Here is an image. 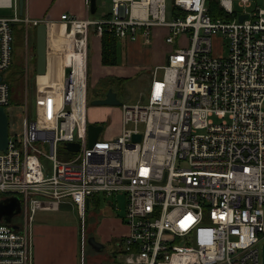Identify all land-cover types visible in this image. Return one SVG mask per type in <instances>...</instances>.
Masks as SVG:
<instances>
[{"label": "built area", "instance_id": "obj_1", "mask_svg": "<svg viewBox=\"0 0 264 264\" xmlns=\"http://www.w3.org/2000/svg\"><path fill=\"white\" fill-rule=\"evenodd\" d=\"M110 1L102 18L60 15L65 45L49 54L61 76L54 85L36 73L37 113L0 149V200L17 196L21 205L17 228L0 220V264H31L38 209L68 199L83 219L86 199L99 192L125 198L118 264H264V2L250 10L252 0H217L212 16L207 0H169L168 19V0ZM20 21L29 20L0 15L4 108L11 88L3 72ZM90 26L99 37L177 44L152 70L146 100L117 105V129L100 137L102 126L91 144ZM213 40L223 53H214ZM70 141L76 156L57 158L58 145Z\"/></svg>", "mask_w": 264, "mask_h": 264}, {"label": "rangeland", "instance_id": "obj_2", "mask_svg": "<svg viewBox=\"0 0 264 264\" xmlns=\"http://www.w3.org/2000/svg\"><path fill=\"white\" fill-rule=\"evenodd\" d=\"M234 4L236 0H233ZM97 10L95 14L91 13V17L100 18L104 13L108 14L111 11L112 5L110 0H97ZM264 0H252V5L249 9H253L256 5H262ZM238 11L240 7L235 6ZM10 10H0V13L9 14ZM167 18L169 17V0L167 8ZM92 27V26H90ZM93 28V27H92ZM69 30V28L67 27ZM156 36V35H155ZM187 37V34H186ZM120 39V38H119ZM177 39V38H176ZM22 42V44H21ZM18 45L19 47L14 49L13 61H15V54L18 53L16 63L22 64L25 52L32 48L35 43V36L29 27L27 40L23 38ZM93 30L89 29L88 34V46H87V92H88V103H87V119L88 121H98L102 126V132L99 135H109V132H113L117 129L119 124V108L117 105H103V104H91L90 100L98 93V90L102 84L103 80H97V74L99 73L100 63L98 61V44ZM122 40L117 43V64L125 65L128 67V79L124 80L121 84L111 81L109 86L116 91L121 102H135L137 100L145 101L148 89V84L151 79V72L156 67V63L166 64L168 50L172 46L177 44H169L164 41V39L157 38L155 40L150 39L148 43H144L141 39L138 40H128V58L120 47ZM213 47L215 49V54L217 50L219 53H223L221 47H218L213 40ZM19 51V52H17ZM157 52L162 54L156 58ZM156 58V59H155ZM34 63V62H33ZM35 65V63H34ZM21 66V65H20ZM11 66L3 72V76L7 77V74L11 71ZM162 69H157V74L160 76ZM36 71L34 69H25L21 77L18 78V82L12 84V90L9 93V103L5 105V109L8 113V132L11 137L21 138L23 134V124L22 119L25 115L29 118H34L35 113H37L36 104ZM53 84H56L58 80H50ZM107 84V83H106ZM77 152L68 150L65 146L58 145L56 150L57 158L61 160L73 159ZM42 162L44 164V169L51 172V161L49 159L43 158ZM92 201L86 206V211H97L99 213L100 222L105 220L114 224L115 230L118 232L124 227L122 223V215L125 206V198L120 192H115L111 196H106L105 194L99 192L92 196ZM96 200L97 202H95ZM108 200L112 204L108 205ZM45 219L51 221L55 224H60L66 228L65 242L68 239L67 234H74V241H77V257L79 258V264H81L82 255L84 258L83 264H118L119 258L117 253L116 241L119 240L116 237H112V242L106 244L101 251L94 250L92 246L86 241L87 233L82 232L80 236V241L78 242V233L83 231L82 219L77 215L75 207L68 204H59L57 209H45ZM36 212L34 220L35 222L38 217ZM85 223L83 225H88L90 218L85 214ZM15 220H20L19 215H14ZM96 236V235H95ZM98 237V236H97ZM117 239V240H116ZM115 255L112 261L105 259L104 255ZM117 256V257H116Z\"/></svg>", "mask_w": 264, "mask_h": 264}, {"label": "crops", "instance_id": "obj_3", "mask_svg": "<svg viewBox=\"0 0 264 264\" xmlns=\"http://www.w3.org/2000/svg\"><path fill=\"white\" fill-rule=\"evenodd\" d=\"M96 1H95V9L94 11H91L90 0H24V8L22 15L18 13L17 0H5V3H3L4 5L0 6V10L3 11L8 9L10 10L9 14L0 13V15L12 16L16 12V14H18L21 18L26 17L29 20L28 23H25L24 21L17 22L19 26H23V38L26 40L28 38L29 27L35 36V26L37 24L35 25L30 23L31 20H37L38 23L42 21L46 22L47 25L46 70L42 75L38 77L39 80H45V79L57 80L58 76H60L59 61L54 58L55 56L50 55L53 51L56 52L61 51L65 45L64 35L67 29V25L63 23V21L60 19V15L62 13H67V14L76 15L78 17L87 16L91 19H97L95 17H91V13L95 14L97 10ZM8 3H11V6H8ZM15 4H16V9L14 10ZM106 15L107 14L104 13L100 18L105 17ZM89 29L93 30V34H94V28L90 27ZM95 38L98 41L97 51H98V61L100 63V67H99L100 71L96 76L97 80H108L107 77L128 78V67H126L125 65L117 64V43L119 42V40H122L120 47L122 48V51L125 53L126 57L128 58V39L123 37L121 38L116 37V45H115L116 63L103 64L101 62V37L95 35ZM157 38H160L162 40L160 36H156L154 40ZM33 46L35 49V43ZM18 47L19 46L13 47V55H14V49ZM24 52L26 54V51ZM17 54L18 53H16L14 57L15 61L17 60L18 57ZM161 54H162L161 52H157L156 58L159 57ZM159 63L160 62H157L155 66L161 65ZM44 74H46V76ZM86 80H87V71H86ZM109 88L111 87L110 86L107 87L106 91ZM111 89L113 90V88ZM106 91H103L102 92L103 94L92 97L91 99H94L96 97H103ZM87 101H88V96H87ZM89 122L99 123L98 121H91V120ZM92 200L93 198L88 197L86 199V206H88L89 202ZM94 201L97 202L96 200ZM110 202L111 201L108 200L107 202L108 205L111 204ZM61 203L68 204L71 206L73 205L68 199H65L64 201L60 202V204ZM38 210H40V212L38 213V217L35 220V222L31 224V236H32L31 264H79V258L77 257L78 254L77 241L76 240L74 241V234L72 233L67 234L69 237L65 242L66 228L61 226L60 224H55L52 223L51 221H47L45 219V215H43L45 214V212L43 211L45 209H38ZM19 212L16 213L15 215H18ZM36 212L34 216L36 215ZM85 214H87L90 220L88 225L86 226L83 225V223H85L84 220L86 216L82 219L83 231H81V233L80 232L78 233V238H77L78 242L80 241V236H82V232H83L88 234L86 237V241L88 237L93 236L97 241L104 244L105 247L106 244H110L112 242L111 240L112 237H116V235H118L116 237L118 239L120 233H122L125 230V226L124 227L121 226L122 230L118 232L117 230H115L114 224H110V222H107L106 220L102 223H99L100 222L99 213L95 210L88 212L85 211ZM15 221L17 222V220H15L13 216L11 223L15 224L16 223ZM104 256L106 260H108L109 258V261H112L115 258V255L110 256L106 254ZM80 262L81 264H83L84 262L83 255H82V260ZM106 264H110V263L106 262Z\"/></svg>", "mask_w": 264, "mask_h": 264}, {"label": "water", "instance_id": "obj_4", "mask_svg": "<svg viewBox=\"0 0 264 264\" xmlns=\"http://www.w3.org/2000/svg\"><path fill=\"white\" fill-rule=\"evenodd\" d=\"M95 1L90 0L91 11L95 9ZM18 13L23 14L24 0H17ZM244 15H241L242 18ZM35 53H36V66L35 71L37 74H43L46 70V45H47V25L46 22H39L35 26ZM91 104L103 105H120L121 100L117 97L116 92L109 88L103 97H96L90 100ZM8 113L6 109L0 105V149H5L8 143ZM102 129L100 123L93 122L87 123L88 143L91 144L97 137ZM139 139V134L134 136ZM65 147L70 150H77L78 143L74 141L66 142ZM20 202L17 196H10L0 200V219L3 218L4 222L11 223L12 217L20 211ZM12 224V223H11ZM13 228H17L16 224H12ZM87 242L95 250H101L103 244L97 241L93 236L88 237Z\"/></svg>", "mask_w": 264, "mask_h": 264}, {"label": "trees", "instance_id": "obj_5", "mask_svg": "<svg viewBox=\"0 0 264 264\" xmlns=\"http://www.w3.org/2000/svg\"><path fill=\"white\" fill-rule=\"evenodd\" d=\"M208 12L212 16H216L215 8L217 6V0H207ZM12 34H13V47L19 46L18 44L23 41V26H19L17 22L12 24ZM22 44V42H21ZM116 36L113 34L103 32L101 36V62L103 64H114L116 63ZM21 65V66H20ZM18 64L15 61H12L11 71L7 74V80L10 84V88L12 90V84L18 82V78L22 76L24 73V66L22 64ZM108 80H103L102 84L98 90V93L94 95L98 96L103 94V91H106V88L109 87L111 81H115L118 84H121L124 80L128 78L116 77V78H108ZM107 83V84H106ZM107 86V87H106ZM104 88V89H103ZM88 96V95H87ZM88 103V101H87Z\"/></svg>", "mask_w": 264, "mask_h": 264}, {"label": "flooded vegetation", "instance_id": "obj_6", "mask_svg": "<svg viewBox=\"0 0 264 264\" xmlns=\"http://www.w3.org/2000/svg\"><path fill=\"white\" fill-rule=\"evenodd\" d=\"M33 62L35 63V65H34ZM22 63H23V66H24V71H25V69H29V68L30 69H32V68L34 69V67L36 66V53H35L34 46L32 48H30V49L27 48L26 54L24 56V59H23ZM1 220H3V218ZM103 248H104V244L102 246V249ZM101 250H97V251H101Z\"/></svg>", "mask_w": 264, "mask_h": 264}, {"label": "bare ground", "instance_id": "obj_7", "mask_svg": "<svg viewBox=\"0 0 264 264\" xmlns=\"http://www.w3.org/2000/svg\"><path fill=\"white\" fill-rule=\"evenodd\" d=\"M61 71H62V70H61V68H60V76H61Z\"/></svg>", "mask_w": 264, "mask_h": 264}]
</instances>
